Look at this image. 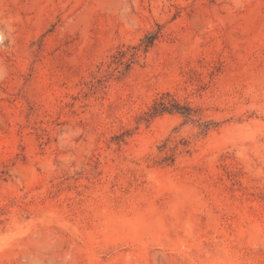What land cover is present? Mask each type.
<instances>
[{
    "label": "rangeland",
    "instance_id": "1",
    "mask_svg": "<svg viewBox=\"0 0 264 264\" xmlns=\"http://www.w3.org/2000/svg\"><path fill=\"white\" fill-rule=\"evenodd\" d=\"M0 264H264V0H0Z\"/></svg>",
    "mask_w": 264,
    "mask_h": 264
},
{
    "label": "trees",
    "instance_id": "2",
    "mask_svg": "<svg viewBox=\"0 0 264 264\" xmlns=\"http://www.w3.org/2000/svg\"><path fill=\"white\" fill-rule=\"evenodd\" d=\"M156 37L154 35H150L146 37V41L142 42L143 45V50L145 52L148 51V49L153 45ZM142 47V46H141ZM170 96V95H169ZM171 100H165L164 95H161L158 99L155 100L153 106L149 109L148 115L151 117L155 118L161 115H164L166 113H178L182 115L184 118L187 120H193V109L186 107V106H181L175 98L172 96ZM212 124L205 122L201 124V127L203 128V132L206 133L208 132L211 128Z\"/></svg>",
    "mask_w": 264,
    "mask_h": 264
}]
</instances>
